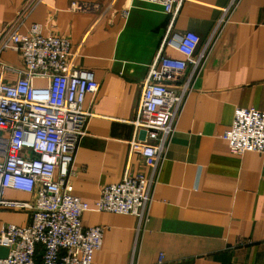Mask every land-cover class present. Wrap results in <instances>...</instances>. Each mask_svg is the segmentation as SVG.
<instances>
[{
	"label": "crops",
	"instance_id": "0c3cea01",
	"mask_svg": "<svg viewBox=\"0 0 264 264\" xmlns=\"http://www.w3.org/2000/svg\"><path fill=\"white\" fill-rule=\"evenodd\" d=\"M72 2L82 9L72 10ZM25 4L0 0V29ZM172 16L139 0H35L17 19L21 33L38 24L42 34L66 37L74 65L93 72L99 83L84 98L92 116L68 191L93 206L100 188L127 172H155L141 218L94 209L82 214L83 227L105 228L92 264H264V154H234L223 137L236 107L264 110V0H182ZM167 31L195 32L196 53L206 58L151 172L129 145L149 141L132 122ZM162 53L181 57L167 47ZM3 59L21 64L12 52ZM4 198L32 199L15 190ZM29 219L28 211L0 210V226Z\"/></svg>",
	"mask_w": 264,
	"mask_h": 264
},
{
	"label": "built area",
	"instance_id": "2783aa9c",
	"mask_svg": "<svg viewBox=\"0 0 264 264\" xmlns=\"http://www.w3.org/2000/svg\"><path fill=\"white\" fill-rule=\"evenodd\" d=\"M139 1L159 5L173 18L182 0ZM33 2L26 0L17 18L0 29V210L30 214L24 225L0 226V247L7 250L0 256V264H92L105 228L83 227L82 214L94 209L142 217L174 120L206 55L196 53L200 37L195 32H166L142 85L132 122L146 131L149 141L133 140L129 145L130 152L141 155L154 173L127 172L120 181L102 186L89 206L68 191L66 181L92 116L83 108L85 95L96 92L99 83L93 72L74 65L66 37L42 34L38 24H32L26 33L18 31L17 19ZM70 8L82 9L78 2H72ZM165 47L181 57L162 53ZM6 52L17 54L21 64L4 60ZM8 74L14 79H8ZM223 137L234 154H264V110L236 107ZM7 190L30 194L32 199H5Z\"/></svg>",
	"mask_w": 264,
	"mask_h": 264
},
{
	"label": "rangeland",
	"instance_id": "374dc122",
	"mask_svg": "<svg viewBox=\"0 0 264 264\" xmlns=\"http://www.w3.org/2000/svg\"><path fill=\"white\" fill-rule=\"evenodd\" d=\"M7 250L5 248L0 247V256H4L6 254Z\"/></svg>",
	"mask_w": 264,
	"mask_h": 264
}]
</instances>
